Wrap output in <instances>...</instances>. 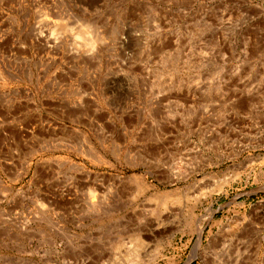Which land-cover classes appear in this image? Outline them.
Masks as SVG:
<instances>
[{
    "label": "rangeland",
    "instance_id": "1",
    "mask_svg": "<svg viewBox=\"0 0 264 264\" xmlns=\"http://www.w3.org/2000/svg\"><path fill=\"white\" fill-rule=\"evenodd\" d=\"M0 264H264V0H0Z\"/></svg>",
    "mask_w": 264,
    "mask_h": 264
},
{
    "label": "bare ground",
    "instance_id": "2",
    "mask_svg": "<svg viewBox=\"0 0 264 264\" xmlns=\"http://www.w3.org/2000/svg\"><path fill=\"white\" fill-rule=\"evenodd\" d=\"M89 25V24H88ZM87 29V28H86ZM98 31L99 30H91V32L89 33L88 31H83L82 33H80L78 36L80 37V38H82V39H85V42H84V45L88 48V49H92L93 47L95 48V45H97V42H99L98 41V35L100 34H98ZM38 35H39V33H38ZM42 36V35H41ZM56 37V36H55ZM57 38V37H56ZM37 39H40V41H41V37H39V36H37ZM54 39V38H53ZM43 41H44V39H42ZM73 40V39H72ZM45 42V41H44ZM49 42H51V43H53V44H55L56 43V41L55 40H50L49 41V39H48V43ZM78 42V41H77ZM79 43V42H78ZM49 46H51V45H49ZM55 46V45H54ZM77 49V48H76ZM56 50H58V49H56ZM77 50H80V49H77ZM75 51V50H74ZM77 52V51H76ZM49 198H51V199H53V202H55V199L53 198V196H51V197H49ZM45 200V199H44ZM49 204H51V205H53L51 202L49 203ZM40 206H41V208L42 209H45L44 207H45V203H44V201L43 202H41L40 203ZM47 206H49V205H47ZM43 211V210H42ZM138 242V243H137ZM136 243V248H141L142 246H143V242H141V241H137Z\"/></svg>",
    "mask_w": 264,
    "mask_h": 264
}]
</instances>
